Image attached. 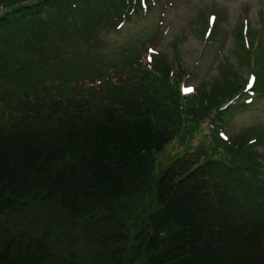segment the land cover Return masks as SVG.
I'll use <instances>...</instances> for the list:
<instances>
[{
    "label": "trees",
    "instance_id": "16d2710c",
    "mask_svg": "<svg viewBox=\"0 0 264 264\" xmlns=\"http://www.w3.org/2000/svg\"><path fill=\"white\" fill-rule=\"evenodd\" d=\"M148 6L0 0V264H264V157L252 153L261 131L231 142L215 130L212 147L158 169L165 147L195 126L183 116L190 104L202 109L197 122H214L246 106L244 87L186 106L152 46L72 65Z\"/></svg>",
    "mask_w": 264,
    "mask_h": 264
},
{
    "label": "rangeland",
    "instance_id": "374dc122",
    "mask_svg": "<svg viewBox=\"0 0 264 264\" xmlns=\"http://www.w3.org/2000/svg\"><path fill=\"white\" fill-rule=\"evenodd\" d=\"M147 10L146 15L125 23L121 29L105 31L100 37L102 46L85 47L84 55L88 59H77L72 65L84 69L91 61L93 64L122 62L129 56L128 51L132 54V48L142 51L152 46L173 65V77L179 80L186 106L197 95L207 97L209 105L211 96L216 102L225 101L244 87L236 97L246 106L234 104L219 118L214 113L215 123L197 122L202 109L200 105L190 104L193 108L189 107L190 111L183 116L195 126L191 134L184 131L183 136L165 147L158 157L159 170L187 150L212 147L215 130L231 142H236L241 134L261 131L263 139L252 146V153L264 157V93L258 92V83L264 85V0H150ZM143 52L138 54L141 61L149 69L154 68ZM155 83L172 93L173 88L166 82L156 80ZM255 83L256 87L252 88ZM187 87L195 90L185 91ZM250 88L256 93L249 104L245 100L252 97ZM207 109L209 106L203 110ZM246 136L247 140L252 139Z\"/></svg>",
    "mask_w": 264,
    "mask_h": 264
},
{
    "label": "snow or ice",
    "instance_id": "6c2138e0",
    "mask_svg": "<svg viewBox=\"0 0 264 264\" xmlns=\"http://www.w3.org/2000/svg\"><path fill=\"white\" fill-rule=\"evenodd\" d=\"M188 91H191L190 89H188Z\"/></svg>",
    "mask_w": 264,
    "mask_h": 264
}]
</instances>
